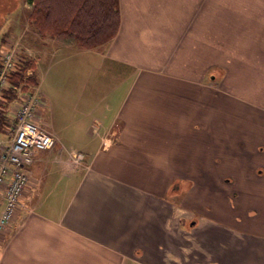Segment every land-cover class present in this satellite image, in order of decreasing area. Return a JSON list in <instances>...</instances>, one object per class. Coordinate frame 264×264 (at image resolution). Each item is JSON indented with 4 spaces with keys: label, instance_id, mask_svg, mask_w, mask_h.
Wrapping results in <instances>:
<instances>
[{
    "label": "crops",
    "instance_id": "1",
    "mask_svg": "<svg viewBox=\"0 0 264 264\" xmlns=\"http://www.w3.org/2000/svg\"><path fill=\"white\" fill-rule=\"evenodd\" d=\"M119 1L98 49L42 39L25 16L26 47L51 53L37 122L57 143L29 166L0 264H264V0L232 1L228 43L185 0ZM228 66L246 118L209 75Z\"/></svg>",
    "mask_w": 264,
    "mask_h": 264
},
{
    "label": "built area",
    "instance_id": "2",
    "mask_svg": "<svg viewBox=\"0 0 264 264\" xmlns=\"http://www.w3.org/2000/svg\"><path fill=\"white\" fill-rule=\"evenodd\" d=\"M18 50V46L2 48L0 53V236L17 217L36 152L52 149L57 143L56 137L37 122L40 106L45 103L42 96L28 91L21 94L18 105L8 102L12 77L22 60ZM69 154L77 163L86 159L81 151L70 150Z\"/></svg>",
    "mask_w": 264,
    "mask_h": 264
},
{
    "label": "rangeland",
    "instance_id": "3",
    "mask_svg": "<svg viewBox=\"0 0 264 264\" xmlns=\"http://www.w3.org/2000/svg\"><path fill=\"white\" fill-rule=\"evenodd\" d=\"M185 1L187 2V5L192 8L193 23L195 22L198 25L199 21H196L195 18L199 17V12H202V16L205 12H207L206 21H207L209 41L215 42L217 39L222 38L223 36H224V40L227 43L230 41V30L233 27L232 24L234 20V19L232 20L231 18L233 0H185ZM28 5L29 4L26 3L25 0H0V53L2 48L9 49L12 47L17 48L18 46L19 48L18 51L20 52V57L22 59L21 62L18 63L19 69L14 73L12 77V81H11L12 86L10 87L11 94L8 97V102L13 103L14 106L18 105L21 102L22 100L21 94L24 92L29 91L31 93H37L40 96L43 95L41 90L40 79L43 78V76H45L46 68L49 65V64L47 65V61H49L51 57L50 56L51 53L49 52L47 54L45 51L43 54L40 55L38 49L39 47L33 48L34 50L28 49L29 45H28V41H26L28 38L26 37L25 34L26 33L25 29L27 28V26L25 25L26 24L25 16H27L29 12ZM242 5L243 7H246V4H241V6ZM195 7L197 8L195 9ZM103 46L104 45L90 49H98ZM226 47L227 46H225V48ZM230 56L231 53L229 51H226L222 53V60H226ZM215 57H216V52L208 53L209 65L211 64V62H215L216 60ZM40 58L42 59L41 62L44 63L43 65H41L42 66L41 69L39 68ZM224 63L230 64V62L228 61ZM27 67H31V68H27ZM23 70H25L24 73L22 72ZM60 71L62 72V74L56 73V75H65L64 73L69 72L70 70L66 66L65 67L60 66ZM48 75H54V73L52 72ZM209 75H212L214 77L219 76V79H221L222 78L221 76H223V78L219 82L220 83L223 82L220 86H222V91L224 95L225 111L227 110L231 111L232 109L239 108L241 110L240 113H242L241 118H246L247 109H248V105L245 101L246 99L242 97L244 100H241V102L237 100H234V102H232L230 97V94H232L233 91L232 84H230L232 79L231 67L228 66V67H224L223 69L215 68V67L210 68ZM18 93H20V95H18ZM243 122H246V120ZM71 161L77 163L76 161H74L73 158H71Z\"/></svg>",
    "mask_w": 264,
    "mask_h": 264
},
{
    "label": "trees",
    "instance_id": "4",
    "mask_svg": "<svg viewBox=\"0 0 264 264\" xmlns=\"http://www.w3.org/2000/svg\"><path fill=\"white\" fill-rule=\"evenodd\" d=\"M25 1L31 5L28 22L37 35L42 39H53L61 45L82 49L107 45L120 29L119 0ZM10 94L9 90L7 96ZM1 127L0 121L2 130Z\"/></svg>",
    "mask_w": 264,
    "mask_h": 264
}]
</instances>
